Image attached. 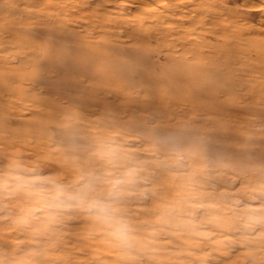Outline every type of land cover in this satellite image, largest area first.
<instances>
[{"label":"rangeland","instance_id":"rangeland-1","mask_svg":"<svg viewBox=\"0 0 264 264\" xmlns=\"http://www.w3.org/2000/svg\"><path fill=\"white\" fill-rule=\"evenodd\" d=\"M0 264H264V0H0Z\"/></svg>","mask_w":264,"mask_h":264},{"label":"bare ground","instance_id":"bare-ground-1","mask_svg":"<svg viewBox=\"0 0 264 264\" xmlns=\"http://www.w3.org/2000/svg\"><path fill=\"white\" fill-rule=\"evenodd\" d=\"M259 8V7H258ZM133 65V64H132Z\"/></svg>","mask_w":264,"mask_h":264}]
</instances>
